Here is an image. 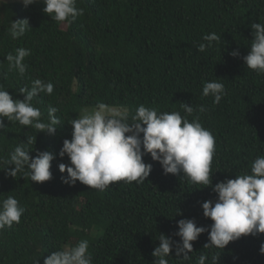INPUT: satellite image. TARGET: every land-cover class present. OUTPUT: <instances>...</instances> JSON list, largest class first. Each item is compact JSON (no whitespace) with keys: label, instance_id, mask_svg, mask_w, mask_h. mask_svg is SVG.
I'll use <instances>...</instances> for the list:
<instances>
[{"label":"trees","instance_id":"obj_1","mask_svg":"<svg viewBox=\"0 0 264 264\" xmlns=\"http://www.w3.org/2000/svg\"><path fill=\"white\" fill-rule=\"evenodd\" d=\"M44 7L43 0L28 7L0 0V85L23 100L19 89H30L34 79L53 83V93L39 94L33 106L42 122H48L49 107L58 109L60 120L55 135L4 120L0 161L27 138L33 141L26 144L30 156L47 151L55 159L53 178L44 183L32 182L27 167L10 177L0 163V202L12 195L25 209L20 223L0 232V264H44L52 252L81 240L89 242L93 264H154L159 234L179 242L178 222L185 219L209 230L193 242L191 264L202 252L209 257L206 264L216 254L219 264H264V234L205 249L214 221L204 216L202 204L215 203L218 194L165 174L150 154L144 162L153 170L144 183L119 181L99 190L79 181L66 184L67 173L59 170L61 163L71 166L59 153L83 109L99 103L127 109L131 122L140 105L183 116L180 103H188L194 108L189 121L198 118L215 139L213 186L251 174L254 160L264 156V74L247 68L243 58L254 39L251 25L264 23V0H76L83 14L63 23ZM23 19L31 28L13 39L8 29ZM211 33L219 42L198 51ZM17 48L31 52L23 76L9 70L5 59ZM237 50L240 56L233 57ZM216 79L225 88L219 104L202 91ZM169 264H181L174 249Z\"/></svg>","mask_w":264,"mask_h":264},{"label":"clouds","instance_id":"obj_2","mask_svg":"<svg viewBox=\"0 0 264 264\" xmlns=\"http://www.w3.org/2000/svg\"><path fill=\"white\" fill-rule=\"evenodd\" d=\"M38 0H22L25 7L37 3ZM43 11L56 22H67L83 14L76 7V0H43ZM31 28L28 19L12 21L9 34L19 39ZM254 39L251 41L250 52L245 56L247 68L264 74V23L251 25ZM216 33L206 34L198 51L205 52L213 42H219ZM239 57V51L230 53ZM30 50L17 48L15 54L6 56L9 70H16L23 76L28 68L26 57ZM220 79L208 81L203 86V96L214 97L219 104L225 95L224 84ZM54 85L41 79H34L31 88L21 87L19 94L23 100L15 99L0 85V135L5 132L4 120L19 122L20 125L55 135L60 120L55 116L56 107H49L48 122H42L41 112L33 106V100L41 93L51 95ZM181 111L158 112L155 108L140 105L135 114L128 120L126 113L115 112L104 103L77 119H72L71 140L65 139L59 153L63 158H70L71 166L61 163L59 170L67 173L63 178L66 184L75 185L77 181L93 189L104 190L114 182L144 183L152 172V165L144 162V156L150 154L153 161L162 165L165 174L186 177L191 183L202 185L203 188L213 187L218 200L203 202L202 208L206 218L214 223L209 232L210 243L205 249H225L230 242L244 236L264 234V156H258L251 165V174L237 175L235 179L220 182L213 186L212 162L215 155V139L199 121H189L188 116L194 112L193 106L180 103ZM201 112L205 110L200 107ZM31 138L22 142L10 153V158L0 161L7 165L4 171L15 178L25 167L30 170L32 182L44 183L53 178L51 172L54 154L39 152L35 158L30 156L26 144ZM14 167H10L13 166ZM25 212L19 201L12 195L0 202V232L18 224ZM181 214V213H178ZM176 235L179 242L173 241L164 234H159V246L152 252L154 264H169L170 254L175 255L181 264H191L193 242L209 231L198 227L194 220H180ZM264 255V244L260 246ZM207 253L197 258L196 264H206ZM220 256L212 255L211 264H219ZM38 264V262H37ZM44 264H93L89 251V242L81 240L74 246H65L63 250L54 251L44 260Z\"/></svg>","mask_w":264,"mask_h":264},{"label":"rangeland","instance_id":"obj_3","mask_svg":"<svg viewBox=\"0 0 264 264\" xmlns=\"http://www.w3.org/2000/svg\"><path fill=\"white\" fill-rule=\"evenodd\" d=\"M2 1H4V2H6V3L22 2V0H2ZM94 109H95V108H85V109H83V110L81 111L80 116L84 114L85 110L91 112V111H93ZM110 109H112V110L115 111V112H121V113H127V112H128L127 109H123V108H110Z\"/></svg>","mask_w":264,"mask_h":264}]
</instances>
